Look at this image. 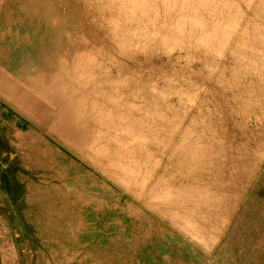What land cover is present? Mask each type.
Returning <instances> with one entry per match:
<instances>
[{"label": "bare ground", "instance_id": "obj_1", "mask_svg": "<svg viewBox=\"0 0 264 264\" xmlns=\"http://www.w3.org/2000/svg\"><path fill=\"white\" fill-rule=\"evenodd\" d=\"M96 1L92 6L101 18L107 20V33L101 25L97 31H93L94 27L82 28L71 0H0V105L14 108L20 115L19 119L29 124V129L25 130L18 126L17 121L14 125L20 129L5 123L0 129V138L8 145L26 150V155H31L23 158L25 163L30 160L40 169L32 172L35 177L28 179L25 187H18L20 189L15 197L13 195V201L4 206L7 207L5 240L12 244L13 238H17L20 243L17 245L21 246L31 237L37 243L34 252L28 254V260L23 258L20 264H59L60 259L68 257L82 264H147L137 259V255L142 259L148 256L155 258L153 264H189V257L196 260V264H202L201 250L208 255L206 252L221 238L234 248V236L238 234L239 238L245 239L247 235L242 227L233 224L236 220L234 210L243 199L244 188L241 191L240 185L225 179L204 181L201 174L192 175L190 171L197 164L195 160L202 159L204 152L212 153L213 159L220 162L218 159L225 152V145L213 136H206L209 126L204 125L207 121H201L203 124L198 122L199 115L195 114L198 109L189 119L186 118V109L185 116L169 122L162 117L161 110L159 115L151 110L153 107L150 111L148 104L131 103L132 108L125 106L128 101L125 98V107L115 110L106 105L109 100H117L106 84L124 83L123 64L121 67L119 64V55L124 50H153L152 53L155 50L156 53V50L166 52L177 46L180 51L188 52L186 49L192 48L201 53L196 55L201 63L199 70L201 73L207 70V75L204 73L203 76L215 78L214 84H239L241 77L250 75L251 83L259 85L264 92V0ZM92 48L99 51L98 60L91 57L89 51ZM106 55L115 62L116 73L113 76L102 65ZM168 69L159 67L158 73L166 83L175 82V75L185 78L182 70L181 75H174ZM128 75H124L126 79ZM130 77V83L138 84V74L133 73ZM195 77L197 74L189 76L186 83L193 86ZM115 88L110 87V90ZM168 88L174 89L169 85ZM180 88L172 91L174 95H183L185 91ZM154 89H158V85ZM162 93L164 96L167 92ZM109 95L114 99L111 100ZM157 95L154 94L155 97ZM134 97L137 102V96ZM153 99L151 101H155ZM157 105L154 103L153 106H161ZM168 109L171 111L169 106ZM222 110L219 109L220 113L217 110V113L222 115ZM173 112L177 114V110ZM153 129L176 136L173 146L168 148L166 144L165 148L169 155L178 158L175 162L180 167V176L191 180L186 183L179 180L181 184L174 186L168 182L171 177L173 181L175 179L169 172L168 180L151 177V166L157 162L153 155H147L150 152L145 151V143L155 140L158 135L157 132L155 136L152 133L155 138L151 139ZM42 133L48 137L41 136ZM166 134L161 141L157 140L161 143L155 144H165L163 142L167 139L163 141V138ZM48 140H55L54 143L59 142L65 150L74 153L75 162H65V157L62 158ZM167 142L169 144V139ZM184 152L185 155L192 154L191 161L186 163L184 160L187 158L180 160ZM147 156H152L153 161ZM150 161L151 164L154 162L151 166ZM9 181L11 185L14 183L12 176ZM125 195V200L121 201ZM77 203L97 208L110 205L116 210L111 232L101 234L94 245L90 244L94 231L86 226L85 210L77 208ZM120 214L128 219L130 228L127 235L118 226ZM16 216L21 218V225H15ZM15 232L19 235L15 236ZM84 239H90V242L87 241L89 245L82 251L79 245ZM148 246H151L152 254L148 253Z\"/></svg>", "mask_w": 264, "mask_h": 264}, {"label": "rangeland", "instance_id": "obj_2", "mask_svg": "<svg viewBox=\"0 0 264 264\" xmlns=\"http://www.w3.org/2000/svg\"><path fill=\"white\" fill-rule=\"evenodd\" d=\"M89 1L90 2L92 1L90 6H89L90 2H88V0H86L87 3L85 2V0H83V1L82 0H71V4H73L72 6L75 8V11L77 13L76 14L77 19H78L79 23H81V27L82 28L86 27V29H88L89 27L90 28L94 27L93 31H95V30L97 31L98 30L97 27H100V25H101L102 29L104 30V28H105V32H106L107 27H108V23L106 22L107 20L101 18L97 9L95 10V8L93 7L94 6L93 4H96L98 1H96V0H89ZM84 5H86V6H84ZM99 5H100V3H99ZM102 19H103V21H102ZM82 23L84 24V26L82 25ZM175 47L176 48H174V50H171V51L165 52L162 50L165 54L162 53V51H160V50H156V53H155V50L153 53H152L153 50H149L150 52L147 50L148 52L146 51L147 52L146 53V52H143L142 50L140 51V49L139 50L136 49V52H135V50H129V51H127L128 49L124 50L125 52L123 51L122 55L123 56L125 55V57L128 56L127 58L118 54L119 58L121 59V61H119L120 63L119 62L118 63L123 64V67H121L122 64L120 65L122 70H124L123 74L124 75L125 74L128 75L129 73L138 74V84L139 85L133 84V82L130 83V80H131L130 75L131 74L128 75L127 79H126L127 76L123 75V80H124L123 81L124 83L122 82L123 84H121V81L118 82L119 84H115V85L114 84H106V86L109 87L108 88L109 92H111L114 96H117L116 101L119 102V103H117L115 101V99L113 98V96L111 98V96L109 95L110 96L109 98L111 100L114 99V101L112 100V102H113L112 103L109 100L106 103V105L107 106L110 105V107L112 106L113 109L119 110L120 108H123L125 106L132 108L133 106L131 105V103H133V104H146V105L148 104L147 105L148 109L150 110L153 107L154 109L152 108L151 110L152 111L155 110V112L158 115L162 111L161 115L163 114L162 117H165L166 118L165 120L167 122H169V120L173 121L172 119H177V120L181 119L183 116H185V111L187 109L186 112H188V113L186 115V118L189 119L191 117V114H192V116H194L196 114V116L199 115L198 116V118H200V119H198L199 123L203 124L205 121L208 122V123L207 122L204 123V125L209 126L208 130L206 129L207 130L206 134H208L206 136L210 135V136H213L216 140H218V141L220 140L219 142H221L226 147V149L224 148L225 152L221 153V156L218 159L220 162H216L217 160L213 159L214 156L212 157V155H213L212 153L204 152V154H202V159L200 157V161H199V159H197L198 162H197V160H195V162L199 166L197 164H194V168H192V170H191L189 167V169H190V171H192L191 172L192 175L193 174L195 175L196 173H198L196 175L200 176V174H201L200 177H201V179L204 178V181H211V180L214 181V180L225 179V180L230 181L231 183L240 185L242 187L241 191L244 188V190L242 191V193L244 192L243 193V199L241 200L240 204L236 207V210H234V218L236 220L234 221L233 224L236 223V225H238L239 228L242 227V231H246V234L248 236L246 235L245 239H241V238H239L238 234H236L234 236V239H236V244L233 245V246H235L234 248H231L232 245L230 246L229 244L225 243L224 239L221 238L220 240H218V243H216V244L213 243L214 246H212L211 249L208 250V252H206L208 255H206L201 250L200 251L201 255H202L201 259L203 261L202 264H228V263H230V261H232L233 264H264V242H263L264 241V152H263L264 151V98H263L264 92H262L263 90L260 89L261 87H258L259 85L257 86V84L255 85V84L251 83L252 78L249 77L250 75L244 76V78L241 77V79H239V81H238L239 84H236V83L214 84L213 80H215V78H211L209 76L207 78V76L206 77L203 76L204 73H205V75H207L206 74L207 70L204 69V73L203 72L201 73V71L199 70V69H201V63L199 61L198 56H196L199 54V52L197 50H195V49L193 50L192 48H189V49L187 48L186 50L188 52H186L185 50L180 51L177 46H175ZM189 51L192 53L191 55H190ZM89 52H90V55L92 58L94 57V59H97V60L99 59L97 57L98 52H99L97 49H95L93 51V48H92V49H90ZM132 52H134V53H132ZM183 52H185L184 53L185 56H184ZM130 53H131V55H130ZM177 53H178V55H177ZM179 53H180V55H179ZM195 53H197V54H195ZM153 54H155L156 56L155 55L153 56ZM142 55H144V56H142ZM186 56L189 58L187 59ZM184 57H186L185 60H184ZM200 57H202V55ZM109 58L110 57L108 55H106L105 59H104L105 63L102 65L104 66V69L107 67V70H108L107 72L109 73L110 76H113L116 73V65H114L115 62L111 61V58L109 60ZM129 58H132V59H129ZM145 58H149V59L146 60ZM107 59H108V61H107ZM191 59H193V61H191ZM217 59L219 61V58H217ZM188 60H189V62H188ZM178 61H180V62L178 63ZM169 63H171V64H169ZM151 64H153L154 66L151 67L150 66ZM155 65L158 67V69L156 68ZM164 65L166 67H168L169 68L168 71L170 73H174V75H175V73H177L178 75H181V73L183 71L182 74L185 78L183 79L182 75L180 76L182 78H180L179 76H176V75H175V77H176L175 78L173 75V77L176 79V81L173 80L175 82H171V83L167 82L166 83V81L163 80V78H161V76L158 74L159 73V67H165ZM111 67L115 68V69H112ZM148 67H149V69L145 70ZM136 72H139V73H136ZM146 72H148V74ZM198 72H200L201 74H199ZM191 74H193V75H191ZM194 74L195 75L197 74V77H195L196 80L194 79V81H196V84L195 83L192 84L194 86L193 87V86H191V84H187L188 82L186 83V78H188L189 76H194ZM143 75H144V77H143ZM198 76L199 77L201 76V77L199 78ZM150 77H151V79H150ZM213 77H215V76H213ZM145 78H147V79L145 80ZM204 78L207 79V81L204 80ZM202 79L204 81H202ZM157 80H158V82H157ZM247 80H249V81H247ZM149 81L152 84H150ZM155 81H156V83H155ZM200 81L203 83H200ZM241 81H243V83ZM245 81H247L248 83ZM225 82H228V81H225ZM253 82L256 83L255 81H253ZM159 83H161V84H159ZM244 83H247V84H244ZM155 84L158 85L159 90L158 89L153 90V88H155V87L157 88V85H155ZM110 85H112V86H110ZM133 85L135 86V88ZM160 85L162 86V88L167 87L166 89L163 90L164 92H167L165 94L166 96L164 95V92L161 90L162 88ZM168 85L170 86V88H174L175 90L180 88L179 86H182L180 88V90L182 89L183 92L184 91L186 92V94H185V92L182 93L185 97L183 95L181 96L180 94L174 95L175 92H172L174 89L173 90L169 89ZM163 86H165V87H163ZM195 86H198V88L197 87L195 88ZM110 87L112 89H113V87L114 88L116 87L117 89L115 88L114 90H110ZM136 87L138 89H136ZM151 87H153V88H151ZM144 89H146V91ZM167 89L169 92L165 91ZM207 89L211 90V91H208ZM115 90L117 93H114ZM259 90L260 91L262 90V91L260 92ZM154 91H155V93H154ZM187 91H188V93H187ZM139 93H141V94L139 95ZM158 93L160 95H161V93L164 95V96L161 95L163 99H164V97H166L164 99V101L162 98L160 100L161 96H159ZM119 94H120V97H119ZM154 94L155 95L158 94V95L155 97ZM188 94L191 95L189 97V99H188V96H189ZM132 95L137 96L136 97L137 102H135V99H134L135 97ZM151 95H152L151 98L153 99V97H155L156 99L154 98L153 100H155V101L158 100L159 103H158V101H156V102L151 101L152 100L150 98ZM179 95L181 98L179 97ZM139 96L145 97V99L144 98L142 99V97L140 98ZM186 96H187V98H186ZM195 96H196V98H195ZM176 97H178V98H176ZM124 98L128 100V101L126 100L127 102H129V100L131 102H129V104H128L127 102H125ZM131 98L133 99V102H132ZM191 98L194 99V100L192 99L194 103H192ZM179 99H181L183 101H181V100L179 101ZM186 99H188L189 101H186ZM138 100L140 102L142 101L143 103L138 102ZM144 100H145V102H144ZM123 101L125 102L126 105L124 104ZM149 101L151 104L148 103ZM225 101H226V103H225ZM153 102L155 103V105L158 104L157 106H160V105L161 106L160 107L155 106L156 107V109H155V107L153 106L154 105ZM188 102H190V104ZM179 103H180V105H179ZM181 104H182V106H181ZM176 105L179 107H176ZM227 105H228V107H227ZM165 106L167 109L165 108ZM168 106L171 109V111L168 109ZM185 106H186V108H185ZM188 106H189V108H188ZM173 107L175 109H173ZM178 108L179 109L184 108V109L179 110ZM13 109L14 108L9 107L7 105H0V129H1V127H3V125H5V123H7L8 125L9 124L11 126L13 125L16 129H20V127H23L25 130H28L29 129L28 122H25V123L22 122V120L19 119L20 115H18L16 110L15 109L13 110ZM197 109H198V111H197ZM199 109H201V110H199ZM219 109L220 110L223 109L222 112H224V113H222V115L219 114L220 113ZM149 110H148V112H149ZM173 110L174 111L177 110V114L174 113ZM217 110L219 111V113H217ZM189 112H191V113H189ZM244 112H245V114H244ZM261 114H262V116H261ZM16 121H17L18 126H20V127H16L14 125ZM201 121H203V123ZM20 123H22V125H20ZM155 130L156 129H153L151 132V139H153L152 137H154L158 133V135L155 136L156 138L154 137L156 141L153 139V140H151V142L146 141V143H145L147 145L145 148V151L147 150L148 152H150V154L147 153V155L148 156L153 155L154 161L156 160V162H157L152 167L151 165L154 162L151 164V161H150L149 166H151V169L150 168L149 169L152 171V173L150 174L151 177L154 179L160 178L161 180L166 178L168 180L170 178H167V177L171 173V174H173V177L175 179L173 181V179L171 177L170 181L168 180V182L170 184H173V185L175 184L174 186L181 184V182L186 183V181L191 180V179H189V177H184L185 178L184 179L183 177L180 176V174H179L180 172L178 170L180 167L177 165V162H175L176 160H178V158L174 155L173 156L169 155L168 149L165 148L166 144H167L168 148H169V145L173 146L172 144H173L174 140H176V136L175 135L172 136L169 133L166 134V132H164V131L160 132L159 129H157L156 131ZM152 133H154L153 134L154 136H152ZM165 134H166V136H164L163 141H164V139H167V140H165L163 142L165 144H161V145H164V148H163V146L155 144V142L161 143L157 140L160 139V141H161L162 140L161 137ZM44 135H46V133H42L41 136H44ZM157 136H158V138H157ZM168 136L170 138H167ZM168 139H169V144L167 142ZM48 141H49V144H52V145L54 144L53 146L56 149H58V152L62 155V158L65 157L64 158L65 162H68V163L72 162L73 163V160L75 162L76 156L74 155V153H70L68 150H65L64 147L62 146V144H60L59 142L58 143L55 142L57 145H59V146H56V144L54 143L55 140L54 141L48 140ZM147 142H149L150 144L154 143L155 146H153V144L150 145ZM149 146L153 150H148ZM230 151H231V153H230ZM144 153H146V152H144ZM233 153H234V155H233ZM26 154H27L26 150L21 149L20 147H17L15 145H11V144L8 145L6 142H4L0 138V264H20L23 258L28 260V258L30 257V256H28V254L33 253L34 250L37 248V243L33 242L31 237H30V239H31L30 241L29 240L24 241V243L21 246H18L20 243L18 244L19 240L16 241L17 238H13V240H15L14 243L16 242L15 245H13L14 243L11 244L10 241H8L7 239L5 240V236H4L6 233V225H5L6 224L5 223L6 218L5 217L7 216V207L4 208V206L8 205L7 203H9L12 200L13 195L17 191H19V189L21 187H25L24 185L27 184L28 179H33L35 177V175L32 172H35V171L39 172V170H40L39 167L37 166L38 164L35 166L31 163L30 160H28V161L26 160V163H25L24 159L25 158L27 159L26 156L29 157L31 155V154H28V155H26ZM249 154H251V155H249ZM181 155H182L181 156L182 158L180 160H182L183 158L184 159L187 158L186 160H184L186 163L189 162L188 160H190V161L192 160V157H191L192 154L191 153H190L191 156L188 155L187 153H186V155H187L186 156L185 152L182 153ZM252 155H254V156H252ZM148 156H147V158H149ZM188 156H189V158H188ZM150 157L152 158V156H150ZM222 157H223V159H222ZM236 157L238 160L236 159ZM256 157H257V159H256ZM151 158H149V159L151 160ZM68 159H70L71 161ZM145 159H143V160H145ZM246 160H248V161H246ZM146 161L147 160H145V162ZM152 161H153V158H152ZM200 162H201V165L199 164ZM205 162L207 164H205ZM195 165H196V167H195ZM210 165H212V166H210ZM198 167L200 169H198ZM217 167H218V169L215 170ZM229 170H231V171H229ZM171 171H173L175 174L172 173ZM168 172H169V174H168ZM228 172L229 173L231 172V174H229ZM19 175H20V177H18ZM10 176H12V178L14 179V183L12 184L13 186L10 184V181H9ZM212 176H214V177H212ZM194 177H196V176H194ZM18 187H20V188L18 189ZM11 194H12V196H11ZM14 197H15V195H14ZM125 197H126V195L122 197L121 201H124ZM76 206L79 209L85 210L84 220L86 222V226H88V228H92L94 231L92 234V239H91V237H89L91 239V240L90 239L89 240L92 241L90 244L94 245L95 242L100 238L101 234H109L111 232V228L115 225L114 223L116 221L115 217H114V216H116V214H115L116 210L113 209L110 205L101 206V207L97 208L95 206L94 207H84L82 203H77ZM1 208H3V209H1ZM4 209H6V210H4ZM236 214H237V216H235ZM149 215H150V217L152 216L151 214H149ZM117 218L120 221L118 226L122 227L124 229L123 230L124 234L127 235V233L129 232V228H130L128 225L127 217L125 215L120 214ZM14 220L16 223L15 225H21L20 224V222H21L20 217L16 216L14 218ZM15 225H13V226L16 227ZM7 232H8V230H7ZM17 233L15 236L19 235V233L18 234ZM105 236H107V235H105ZM237 239L239 240L240 243L237 242ZM89 240L87 239L85 241V239H84L81 242L82 245L81 244L79 245V248L81 247L82 251L85 250L87 248L86 246L89 245V243L87 242ZM83 242H85V243H83ZM11 246L13 247V249L11 248ZM15 246L16 247L18 246V248H16ZM147 250H149L148 251L149 254H152L151 246H148ZM233 252H235V253H234V256L232 257L231 254ZM11 256H12V258H11ZM136 258L142 262L143 261L147 262V264H153L154 259H155L151 256H148L147 258L142 259L140 255H137ZM59 261H61L59 264H82L77 259H73L72 257L71 258L68 257L66 260L60 259ZM193 263L196 264V260L194 261V259L192 257L191 258L189 257V264H193ZM54 264H58V263H54Z\"/></svg>", "mask_w": 264, "mask_h": 264}]
</instances>
